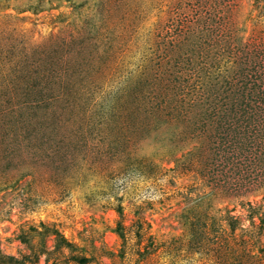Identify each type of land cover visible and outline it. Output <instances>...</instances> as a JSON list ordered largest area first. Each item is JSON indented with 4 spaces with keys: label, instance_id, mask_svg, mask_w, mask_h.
I'll return each mask as SVG.
<instances>
[{
    "label": "rangeland",
    "instance_id": "374dc122",
    "mask_svg": "<svg viewBox=\"0 0 264 264\" xmlns=\"http://www.w3.org/2000/svg\"><path fill=\"white\" fill-rule=\"evenodd\" d=\"M0 264H264V0H0Z\"/></svg>",
    "mask_w": 264,
    "mask_h": 264
},
{
    "label": "trees",
    "instance_id": "16d2710c",
    "mask_svg": "<svg viewBox=\"0 0 264 264\" xmlns=\"http://www.w3.org/2000/svg\"><path fill=\"white\" fill-rule=\"evenodd\" d=\"M226 221H227V225H228V231L230 233H234V225H235V222H236V218L233 217L232 215H228L227 214V218H226ZM192 224V222L190 223V225ZM193 225H196V224H193ZM204 239H206L207 241V237H205ZM11 258V257H10Z\"/></svg>",
    "mask_w": 264,
    "mask_h": 264
}]
</instances>
